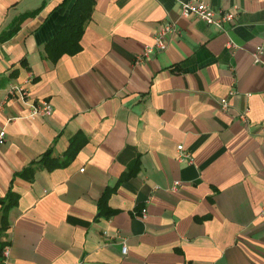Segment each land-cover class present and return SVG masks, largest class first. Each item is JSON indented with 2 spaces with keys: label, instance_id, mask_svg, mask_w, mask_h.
I'll list each match as a JSON object with an SVG mask.
<instances>
[{
  "label": "crops",
  "instance_id": "1",
  "mask_svg": "<svg viewBox=\"0 0 264 264\" xmlns=\"http://www.w3.org/2000/svg\"><path fill=\"white\" fill-rule=\"evenodd\" d=\"M61 1L0 0V33L39 7L0 41V197L18 195L0 232L9 264H264V52L250 56L264 0H206L235 13L223 32L179 16L184 0H94L80 50L50 61L43 44L73 0ZM165 19L177 32L136 62ZM10 82L24 100L6 97ZM42 98L52 113L27 116ZM76 133L67 165L17 175L46 150L62 158Z\"/></svg>",
  "mask_w": 264,
  "mask_h": 264
},
{
  "label": "trees",
  "instance_id": "2",
  "mask_svg": "<svg viewBox=\"0 0 264 264\" xmlns=\"http://www.w3.org/2000/svg\"><path fill=\"white\" fill-rule=\"evenodd\" d=\"M67 0H62L59 3L61 8H64ZM94 0H73L67 8V14L61 26L57 31L50 36L49 39L43 44V53L47 59L50 61L57 60L63 54H75L80 50V36L84 30L85 22L90 17L91 8ZM39 7L30 11L22 12L21 15L13 19L8 25L7 29L0 33V41H3L10 37L19 27L21 20L28 16H33ZM22 60L20 63H23ZM79 134L76 133L69 138V144L65 151L63 152V157H53L49 154L48 150L41 154L40 158L35 162L27 164L23 167L17 175L22 176L25 179H31L34 171L36 169H41V167L46 169H52L57 167L65 166L74 157L75 152L81 147L84 138H79ZM137 160H134L128 167L127 174H131L136 165ZM126 174V175H127ZM126 175L119 176L115 183L111 186L104 188L100 199L97 203L99 213H103L105 216L112 213V210L107 208L106 201L107 195L110 194L115 188L116 183L119 180L125 178ZM17 193L12 191L10 188L0 197V232L6 227V212L17 202ZM4 243L0 242V251Z\"/></svg>",
  "mask_w": 264,
  "mask_h": 264
},
{
  "label": "built area",
  "instance_id": "3",
  "mask_svg": "<svg viewBox=\"0 0 264 264\" xmlns=\"http://www.w3.org/2000/svg\"><path fill=\"white\" fill-rule=\"evenodd\" d=\"M179 11L178 15L181 17H196L202 20L205 24L212 26L219 32H223L225 29V25L232 22L235 13L232 11H223L220 9H213L210 7L206 0H184L179 3ZM177 32V24L176 21L165 19L163 23L158 25L156 29L152 33V42L150 44H145L141 52L137 54L136 62L145 57L151 56L153 53L160 51L165 48L166 41L170 37V35ZM236 44L230 39L226 42V48L229 50L235 49ZM264 52V35L259 40V42L252 48L250 52L252 63L256 64L260 61V55ZM6 97L15 96L18 99L24 100V96L26 95V90L24 87L19 84L10 82L8 84ZM233 91H229L228 94L232 95ZM219 105L221 109H225L227 106V102L224 98L219 100ZM51 105L46 99H38L37 101L31 102L29 104V112L27 116L35 117L39 115H50ZM239 119L245 122L246 118L244 113L239 114ZM262 137H264V124L261 127ZM5 130L4 128H0V145L4 142ZM176 151H178L177 158L183 161H191V156L189 152L183 151L181 144L176 145ZM179 184V180H174L171 184V188H176ZM146 209L141 208V217L145 216ZM125 244H121L120 251L121 253H125ZM9 248L8 245L5 244L2 246L0 251V264H9Z\"/></svg>",
  "mask_w": 264,
  "mask_h": 264
}]
</instances>
